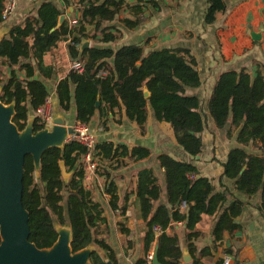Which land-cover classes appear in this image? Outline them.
<instances>
[{
    "label": "trees",
    "instance_id": "trees-1",
    "mask_svg": "<svg viewBox=\"0 0 264 264\" xmlns=\"http://www.w3.org/2000/svg\"><path fill=\"white\" fill-rule=\"evenodd\" d=\"M77 1L82 13L76 26L68 22L59 26L63 11L53 2H43L36 14L11 25L0 42V67L11 72L6 79H0V100L6 105H15L13 122L19 130L26 128L31 116L35 117L34 133L45 129L37 111L50 98L46 80L55 74L54 66L47 64L45 57L59 43L71 38L70 56L84 64V72H69L57 84L56 97L63 111L74 110L75 122L90 125L96 114L105 117L117 109L143 132L151 107L155 120L169 125L177 145L194 158L203 151L208 115L216 129L230 125L227 138L231 139L236 132L239 145L247 148L260 144V154L249 153L244 148L232 149L228 161L222 164L223 176L235 180L237 192L248 197L260 193V210L264 214V76L257 73L253 77L245 69L223 72L202 110L200 96L188 94L189 90H199L204 85L198 59L191 49L163 47L146 52L140 44L115 49L111 45L118 37L112 32L114 27L107 24L115 20L126 0ZM4 2L0 0V23L4 22ZM63 2L68 6L74 0ZM148 2L159 8L157 0ZM206 4V26L214 25L217 15L229 9L225 0H206ZM131 9L135 18L120 22L133 30L142 23L140 14L144 5L137 4ZM88 25L94 26L93 35L87 31ZM89 39L94 42L92 46L81 50L83 42ZM17 72L23 74V79ZM102 72L105 76L100 75ZM86 153L87 149L74 139L63 147H52L42 155L39 175L33 157H26L23 206L30 216L29 241L39 249H49L58 240L57 225L69 226L73 253L94 247L91 264H119L116 251L108 243L104 209L84 186ZM150 155L151 150L146 147L130 148L111 141L97 143L94 150L95 159L101 163L119 162L126 157L142 161ZM157 160L164 171L167 202H161L163 189L152 168L138 173L136 188L135 206L146 223L145 253L157 247L160 264H181L183 253L175 224L182 222L193 264H199L194 240L203 235L197 231L203 216L218 215L213 230L216 246L225 233L233 234L241 229L236 218L243 213L245 204L228 190L216 192L212 179L202 176L195 165L168 154H160ZM61 161L70 173L67 181L61 171ZM191 176L196 177L192 180ZM107 180H110L109 174ZM106 193L111 196L112 208L118 209L117 186L113 180L107 184ZM230 198L234 200L226 206ZM183 202L186 208L181 212ZM156 227L163 230L158 238ZM169 228L173 235L167 234ZM201 253L210 254V248ZM145 261L142 257L135 264H145Z\"/></svg>",
    "mask_w": 264,
    "mask_h": 264
},
{
    "label": "crops",
    "instance_id": "crops-1",
    "mask_svg": "<svg viewBox=\"0 0 264 264\" xmlns=\"http://www.w3.org/2000/svg\"><path fill=\"white\" fill-rule=\"evenodd\" d=\"M148 1H125V6L118 13L115 20L107 24L114 27L115 30L112 32L118 37L115 42L117 45L114 43L111 47L117 49L124 45L140 44L146 52L163 47H186L191 49L192 54L198 59V69L204 85L208 81V96L205 98V103L216 79L223 72L245 69L253 77L257 73L264 76V0H251L259 11L256 17L242 16L240 10L243 6H241L237 8V12L233 15L228 16V12L217 15V21L212 26L204 24L207 9L206 0H180L181 5L179 8H176V4L172 9L168 3L167 6H164V3L158 1L159 8H154ZM17 2V11L9 20L11 23H8L5 27L7 29L2 36H5L11 25L23 21L30 14H36L43 2L55 3L63 11L64 22H68L70 26L77 25L76 23L82 13L80 6L77 5V0H74L68 6L63 0H17ZM137 4L144 5V10L140 14L142 23L137 28L130 30L124 27L120 21L124 18H135L131 7ZM171 5L173 6V4ZM246 20H249L250 23ZM4 24L3 22L0 26L3 27ZM93 30L94 26H89V30L87 29L91 35L95 33V31L93 33ZM252 30L261 33L258 40L251 39ZM157 39L165 41L154 43ZM166 40L168 41L166 42ZM87 41H92L89 45L91 47L93 40L89 39ZM71 43V38L61 42L65 47H69ZM46 59L47 56L45 61ZM46 63L53 65L55 70L52 79L46 80L53 107L52 115H57L56 118H61L64 121L71 120L75 122L74 110L71 112L63 111L59 107L56 97L57 84L68 75L69 70L61 76H57L56 64L47 61ZM17 74H19V78L23 79L22 73L17 72ZM204 85L199 90H189L188 94L200 96L202 90L205 91ZM115 119L118 120L115 121ZM89 126L91 132L97 137V143L111 141L130 148L143 146L151 150V155L142 161H136L128 157L112 163H101L97 160L99 167L96 173L98 175L95 173L96 176L94 175L93 180L84 183L85 188L91 192L92 198L99 202L104 209L105 226L109 230L108 243L116 251L119 264H135L138 259L142 257L146 259L148 253L155 251L156 247L145 253L146 223L139 215L135 200L138 173L145 168H152L155 170L159 184L163 189L161 202H167L164 171L157 160L160 154H168L176 160L195 165L202 176L212 179L216 192L228 190L234 193V198L240 199L245 204L243 213L236 218V222L241 226V229L233 234L225 233L223 239L216 242V246L214 245L213 230L218 215L203 216L202 221L197 225V231H200L203 235L194 240L195 255L199 264H223L226 255H230L232 264H264V214L260 210L261 194L248 197L237 192L235 180L223 176L224 167L222 165L228 161L229 153L234 148H244L249 153L260 154L259 144L247 148L239 145L236 132L231 139L227 138L230 125L224 129H216L208 115V125L203 133V151L199 157L194 158L177 145L169 125L158 123L155 120L151 107L148 108V123L143 132L135 122L128 121L125 116L122 117L121 112L117 109L112 112L109 111L105 117L96 114ZM113 129L121 141L115 142L110 137ZM207 141L208 156L206 157L205 144ZM124 161H130L131 164L122 168V170L120 168L118 170H121L122 174L129 175L126 178L127 181L124 178V180L121 179L122 184L115 183L117 188L121 187L117 189L118 209L114 210L111 206V196L106 193V186L113 179L110 175V180H107L108 174L104 169L107 165L117 166L123 164ZM103 165L104 167H102ZM130 175L132 181L129 178ZM96 184L101 189L96 188ZM129 185L131 187L128 189ZM98 190H102V197H105L103 200L104 205L100 201ZM233 200L230 198L226 206H229ZM181 212H184V210L181 209ZM175 231L179 236L183 253L181 264H193L194 259L189 251L184 224L182 222L176 223ZM167 234L173 235V231L169 228ZM206 248H210V254L203 255L201 251ZM91 249H94V247ZM228 250L232 253H227ZM185 254L191 255L192 261L190 263H185Z\"/></svg>",
    "mask_w": 264,
    "mask_h": 264
},
{
    "label": "water",
    "instance_id": "water-1",
    "mask_svg": "<svg viewBox=\"0 0 264 264\" xmlns=\"http://www.w3.org/2000/svg\"><path fill=\"white\" fill-rule=\"evenodd\" d=\"M64 20V16L59 18V26ZM3 37L0 36V42ZM258 38V35L253 37L254 40ZM89 45V41H84L81 50ZM148 96L149 92H146V97ZM14 116L15 105H6L0 100V264H91L92 247L73 253L69 226L57 228L58 240L49 249H39L31 243L30 216L23 206L26 157H33L36 173L39 175L44 152L52 147H63L66 138L74 136L73 127H66L63 119L56 118L52 130L46 127L34 133L35 117H31L26 128L20 131L13 122ZM60 167L67 181L70 173L64 161L60 162ZM62 228L68 234L61 233ZM157 250L156 247L153 264H160ZM184 261L190 263L191 255L185 254Z\"/></svg>",
    "mask_w": 264,
    "mask_h": 264
},
{
    "label": "rangeland",
    "instance_id": "rangeland-1",
    "mask_svg": "<svg viewBox=\"0 0 264 264\" xmlns=\"http://www.w3.org/2000/svg\"><path fill=\"white\" fill-rule=\"evenodd\" d=\"M158 2H160V3H164V6L166 5L167 6V3L170 5V8L172 9V8H174L175 7V5L177 4V6H176V8H179V6L181 5V3H180V0H157ZM226 1V3H227V5H228V7H229V9H228V16H230V15H233L235 12H237V8H239V7H241V6H243L242 7V10H240V12H241V14H242V16H247V17H251V18H253V17H256L258 14H259V11H258V9H257V7L251 2V0H225ZM171 4H173V6L171 5ZM219 15V14H218ZM218 17V16H217ZM12 18V17H11ZM10 18V19H11ZM222 18V17H221ZM9 19V20H10ZM9 20H7V21H4V25H3V27L2 26H0V36H2L3 35V33L5 32V30L7 29V28H5V27H7V25H8V23H11ZM227 20V19H226ZM242 21H243V19H242ZM247 22H249L250 23V21L249 20H246ZM1 24V23H0ZM86 28L89 30V26H86ZM112 31H114V30H112ZM93 33H94V30H93ZM96 35L98 36V37H101V33L100 32H97L96 33ZM259 36V35H261V33H259V32H255V31H253L252 30V32H251V39H253V37L254 36ZM260 37V36H259ZM171 40V39H170ZM254 40V39H253ZM165 40H160V39H157V41L156 42H154V43H161V42H164ZM168 40H166V42H167ZM90 43H92V41H89ZM170 42V41H169ZM94 43V42H93ZM173 43V42H172ZM61 44V43H60ZM59 44V45H60ZM115 45H117V43H115ZM61 46V47H60ZM60 46H58L56 49H54L53 50V52L51 51L48 55H47V59H46V61L47 62H54L55 64H56V73H58L57 74V76L59 75V76H61L62 74H64L65 72H67L68 70H69V72H70V66L73 64V62H74V60H72V58H71V56H70V51H69V47H65L63 44H61ZM49 60V61H48ZM18 68H16V70H17ZM18 71V70H17ZM10 70H7V69H3V68H1L0 67V79H4V77H5V79L7 78V77H9V75H10ZM18 76H19V74H17ZM20 77V76H19ZM207 83H208V81H206V83H205V85H204V89H205V91L204 90H202V92L200 93V96H201V100H202V110L205 108V98H207V87H208V85H207ZM56 117H57V115H54L53 116V118H52V122L47 126V128H49L50 130H52L53 129V126H54V119H56ZM118 119H115V121H117ZM65 122H67V123H65V126L66 127H73V125H74V121H65ZM105 125H106V123H105ZM99 133V132H98ZM110 137H112L113 138V140L115 141V142H119V141H121V139H120V137H118L117 136V134H116V131L113 129V132H112V134L110 135ZM73 137L72 136H68L67 138H66V140H65V142H67V141H69V140H71ZM205 146H206V151H205V153H206V157L208 156V152H207V150H208V141L206 142V144H205ZM131 164V162L130 161H128V162H123V164H119V165H117V166H109V165H107V166H105L106 168L104 169L105 170V172H106V174H109V175H111L112 176V179L115 181V183H119V185L120 184H122L120 181H121V179L122 180H124V179H126L127 178V176L129 175V174H127V175H125V174H122L121 173V170H122V168H124V167H126V166H129ZM102 167H104V165L102 166ZM121 169V170H118V169ZM97 174V173H96ZM98 175V174H97ZM131 175H133V174H131ZM131 175H130V179H131ZM96 176V175H95ZM95 176H93L92 178H91V180H93V178L95 177ZM124 178V179H123ZM126 181H127V179H126ZM131 181H132V179H131ZM96 186H97V184H96ZM120 187L121 186H119V188H117V189H120ZM131 186L129 185L128 186V189L130 188ZM96 188H98V189H101V187L100 186H97ZM100 191V192H99ZM98 192V194H99V198H100V201H101V203L103 204V200H104V196L102 197V190H98L97 191ZM106 201V200H105ZM104 205V204H103ZM107 206V205H106ZM57 228H59V226L57 225Z\"/></svg>",
    "mask_w": 264,
    "mask_h": 264
},
{
    "label": "built area",
    "instance_id": "built-area-1",
    "mask_svg": "<svg viewBox=\"0 0 264 264\" xmlns=\"http://www.w3.org/2000/svg\"><path fill=\"white\" fill-rule=\"evenodd\" d=\"M18 2L17 0H5L4 8L2 10V19L4 21L9 20L13 17L17 11ZM84 64L81 61H74L70 67V72L82 74L84 72ZM100 75L105 76V73L102 72ZM38 116L40 117L42 123L46 125V127L52 122L53 118V107L51 99L49 98L44 106H42L37 111ZM45 127V128H46ZM73 129L75 131L74 136H72L74 140H76L79 144L87 149V153L84 158V166L86 170L84 183L91 180V178L95 175L99 163L94 156V150L97 145V137L94 135L90 126L81 122H75L73 125ZM71 139V140H72ZM260 145V144H259ZM261 146V145H260ZM196 176H191V179L194 180ZM186 208V203L183 202L181 204V209ZM163 233L161 227L155 228V236L156 238L160 237ZM154 261V252L148 253L146 256L145 264H153ZM223 264H232L230 255H226L224 258Z\"/></svg>",
    "mask_w": 264,
    "mask_h": 264
},
{
    "label": "bare ground",
    "instance_id": "bare-ground-1",
    "mask_svg": "<svg viewBox=\"0 0 264 264\" xmlns=\"http://www.w3.org/2000/svg\"><path fill=\"white\" fill-rule=\"evenodd\" d=\"M60 232H61V233L68 234V232H67L64 228L60 229Z\"/></svg>",
    "mask_w": 264,
    "mask_h": 264
}]
</instances>
